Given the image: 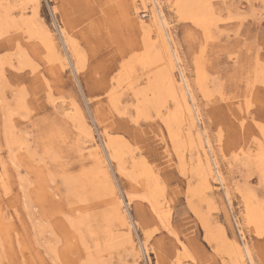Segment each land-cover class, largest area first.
Masks as SVG:
<instances>
[{"label":"rangeland","instance_id":"374dc122","mask_svg":"<svg viewBox=\"0 0 264 264\" xmlns=\"http://www.w3.org/2000/svg\"><path fill=\"white\" fill-rule=\"evenodd\" d=\"M157 1L175 69L154 0H0V264H250L246 248L264 264V227L245 221L246 196L264 209V0ZM169 74L225 187L215 165L207 183L197 173L205 157Z\"/></svg>","mask_w":264,"mask_h":264},{"label":"bare ground","instance_id":"6f19581e","mask_svg":"<svg viewBox=\"0 0 264 264\" xmlns=\"http://www.w3.org/2000/svg\"><path fill=\"white\" fill-rule=\"evenodd\" d=\"M193 1V0H192ZM154 2H155V4H156V7L159 9L160 7H158L159 6V4H158V1L157 0H154ZM187 8H186V6H184V8H186V11H187V13H189V14H191V13H199L200 12V5H201V3L199 2V3H193V2H191V3H187ZM202 6V5H201ZM202 8V7H201ZM157 9V10H158ZM204 9V8H203ZM211 9V8H210ZM122 10V9H121ZM157 10H155V11H153V15H152V21H153V23L155 24V26L157 27V29H158V32H157V35H156V37L161 41V44H162V48H163V52H164V55H165V57H166V60L168 61V64H169V66L172 68V69H175V67H176V63H178V64H180V62H181V59H180V57H179V55H178V52H177V50L175 49V48H173V50L170 48V46H169V44H168V41H167V36H166V33H165V29L167 30V32L169 31L168 30V23H167V21H166V19H165V17L163 16V13H162V11L159 9V11H158V13H157ZM214 11V10H213ZM190 16V15H189ZM186 18V17H185ZM184 18V19H185ZM188 18V17H187ZM192 18V17H191ZM150 20V19H149ZM195 20V22H197L198 24H201V25H203V26H206L205 24V22H206V19H204L202 16H199V17H197L196 19H194ZM170 21V20H169ZM28 24V23H27ZM31 28V27H30ZM41 29V28H40ZM34 31V30H33ZM37 32V31H36ZM46 33V35H44L45 36V40L47 41V44L55 51V50H57V48H56V45H55V43H54V41L56 40V38H55V36L50 32V31H47V32H45ZM170 34V33H169ZM63 35H64V38H66L67 37V34H66V32H64V30H63ZM155 36V35H154ZM151 38V37H150ZM169 38H170V36H169ZM65 42L67 43V41L65 40ZM58 47V46H57ZM153 48V47H152ZM151 49V48H150ZM126 50V49H125ZM52 51V50H51ZM62 51V50H61ZM57 52H59V50L57 51ZM152 54V53H151ZM58 55H60V57H62L63 58V56H62V54L61 53H59ZM64 55V54H63ZM75 55H77V54H75ZM150 56V55H149ZM74 57V56H73ZM78 57V56H77ZM74 59V58H73ZM76 61H77V59H76ZM81 61V60H80ZM122 61V60H121ZM140 61V60H139ZM82 62V61H81ZM160 63H161V61H160ZM120 64V63H119ZM178 67V66H177ZM121 68V67H120ZM135 70V69H134ZM137 71V70H136ZM131 72V71H130ZM148 72V71H147ZM153 73H155V72H153ZM183 74V73H182ZM139 75V74H138ZM128 77V76H127ZM184 77V76H183ZM172 75L171 74H169V76H167L166 75V77L165 78H163L162 79V83L164 82V80L165 81H167L168 82V96L169 95H172L173 96V98L174 99H176L177 100V93H178V95L180 96V98H181V100L183 101V104H184V106H185V109L188 111V116H189V121H190V128L191 129H195L196 131H195V133H196V140L199 142V146H200V148L202 149V152H203V155H204V157H205V163H204V165L203 164H201V161L199 162V167H198V174H200L201 176H203L204 177V179H205V181H206V183H207V179H206V173H208L209 174V176L210 175H212V174H214V170L215 169H213V165H215L217 168H218V163L216 162L217 160H216V158L214 157V151H213V148H212V144H211V142H210V139L208 138V136H207V132L205 131V129H203L202 130V132H201V130H198L197 129V119L198 120H201L200 119V114H199V111H198V109H197V105H195L194 104V109H192V106H190L189 105V103H188V100H187V98H186V93H185V91H186V89L183 87V85H182V83H180L178 80L176 81L174 78H172ZM180 78V77H179ZM113 80V79H112ZM183 80H185V82H186V79L185 78H183ZM119 81V80H118ZM116 82V81H115ZM175 83H178V87H177V90L176 89H174L173 87H174V85H175ZM187 83V82H186ZM116 85V84H115ZM146 85V84H145ZM135 86V85H134ZM204 86V85H203ZM126 87V86H125ZM124 87V88H125ZM149 88V87H148ZM187 89L190 91V89H189V85H188V83H187ZM205 90V89H204ZM113 91V90H112ZM123 92V91H122ZM110 94H111V92H110ZM106 95V94H105ZM104 95V96H105ZM123 95V94H122ZM169 97H171V96H169ZM191 100V99H190ZM179 101V100H178ZM106 102V101H105ZM180 102V101H179ZM107 104V103H106ZM117 107V106H116ZM228 107V106H227ZM117 109V108H116ZM232 109V108H231ZM235 110V109H234ZM237 111H238V109H236ZM242 110V109H241ZM110 111V110H109ZM243 111V110H242ZM231 113H233V112H231ZM77 114V113H76ZM75 114V115H76ZM236 115V114H235ZM77 116V115H76ZM136 116V115H135ZM84 117V116H83ZM156 117V116H155ZM238 117V116H237ZM244 117V116H243ZM242 117V118H243ZM183 120V119H182ZM247 120V119H246ZM80 123V122H79ZM248 123V122H247ZM89 124V123H88ZM168 124L170 125V122H168ZM179 124V123H178ZM75 125V124H74ZM248 125V124H247ZM81 126V125H80ZM168 127V126H167ZM181 127H182V125H181ZM83 128V127H82ZM248 128V127H247ZM246 128V129H247ZM84 130V129H83ZM244 130H245V128H244ZM174 131V130H173ZM168 132V131H167ZM174 132H176V131H174ZM191 133V132H190ZM248 133V132H247ZM90 134H91V136H92V142H93V148H95L96 149V160H97V162L100 164V166L101 167H103V165H104V161H103V156H102V152L99 150L100 148H99V146H98V143L97 142H95L94 140H95V138H94V135H93V132L92 131H90ZM193 134V133H192ZM245 134V133H244ZM108 135V134H107ZM250 135V134H249ZM87 136V135H86ZM249 137V136H248ZM251 137V136H250ZM97 138V137H96ZM10 139V138H9ZM175 139V138H174ZM255 139V138H254ZM177 140H179V138L177 139ZM172 141H174V140H172ZM177 142V141H176ZM240 142H242V141H240ZM256 142V141H255ZM10 143V142H9ZM257 143V142H256ZM115 144V143H114ZM251 145V144H250ZM184 146V145H183ZM249 146V145H248ZM171 147V146H170ZM207 147H208V149H207ZM107 148H108V150L109 151H112L113 152V150H114V145H113V142H108V144H107ZM199 148V149H200ZM255 148V147H254ZM248 149V148H247ZM201 151V150H200ZM251 151V150H250ZM255 152V151H254ZM262 153V152H261ZM264 153V152H263ZM262 155V154H261ZM255 156V155H254ZM112 157L114 158V159H117V157H116V154H115V152H113V154H112ZM210 157H212V160H211V158ZM260 157V156H259ZM258 157V158H259ZM111 158V157H110ZM201 159V158H200ZM249 159V158H248ZM261 159H263V158H261ZM212 161H213V163H212ZM249 162V161H248ZM247 162V163H248ZM203 163V162H202ZM245 163V162H244ZM255 163V162H254ZM258 164V163H257ZM250 166V165H249ZM260 166V165H259ZM263 166V167H262ZM202 167H204L205 169H202ZM253 168H254V166H253ZM256 168H257V166H256ZM260 168H262V172H263V175H264V160H262V164H261V166H260ZM192 171V170H191ZM203 172H205V174L203 173ZM217 173H218V180H220V182L222 183V185L225 187V183H224V178H223V176H222V173H221V171L219 170V168H218V170H217ZM217 175V174H216ZM262 176V175H261ZM153 177V176H152ZM195 177V176H194ZM263 179V178H262ZM264 180V179H263ZM202 181V180H201ZM197 182V181H196ZM196 184V183H195ZM157 186H158V184H157ZM155 189V188H154ZM112 190V189H111ZM157 191H159V190H157ZM112 194H114V200H115V202H116V205H117V207H118V213H119V216H122V221H123V225L126 227V230L130 233V236H131V228H130V226H129V224H128V220H127V218L123 215V213H122V210H123V208H122V202L120 201V198L115 194V191H114V189L112 190ZM153 193H154V191H152ZM160 192H163V190L161 189V191ZM152 193V194H153ZM226 193H227V196L229 197L230 196V193H229V191H226ZM152 194H151V196H152ZM157 194V193H156ZM160 194V193H159ZM163 195V194H162ZM252 195V194H251ZM150 196V197H151ZM145 197V196H144ZM156 197V196H155ZM250 197V196H249ZM146 198V197H145ZM148 198V197H147ZM252 198V197H251ZM122 199V198H121ZM230 199V198H229ZM246 211H245V213H246V216H245V221H246V223L249 225V227L251 228V230L252 231H254L255 233H259L260 231H261V229L264 227V209H262V208H260L259 207V205L258 204H256V203H254V201H252L253 200V198H252V200L251 199H249L247 196H246ZM257 199V198H256ZM264 203V202H263ZM129 204V203H128ZM164 204V203H163ZM255 204V205H254ZM156 205V204H155ZM168 206V205H167ZM262 206V205H261ZM163 207V206H162ZM152 208H153V206H152ZM155 208V207H154ZM158 208V207H157ZM159 209V208H158ZM163 209V208H162ZM165 210V209H164ZM153 211H154V209H153ZM164 212V211H163ZM162 213V212H161ZM158 214V213H157ZM163 214V213H162ZM156 215V214H155ZM159 215V214H158ZM167 215V214H166ZM124 231V230H123ZM120 233V232H119ZM143 233V232H142ZM259 235V234H258ZM110 238V237H109ZM117 239V238H116ZM85 244V243H84ZM241 246V245H240ZM240 246L238 247V246H236L235 247V251L237 252V255H239V257H243V251L240 249ZM246 246H248V245H246ZM243 247V246H242ZM246 247H244V249H245ZM57 252V251H56ZM245 253H247V255H248V257H249V261H250V264H255V263H253V260L251 259V257H250V254H249V250H248V248H246V252ZM57 255V254H56ZM92 256H93V254H92ZM109 258V257H108ZM99 262H100V260H99ZM256 262V261H255ZM98 263V262H97Z\"/></svg>","mask_w":264,"mask_h":264}]
</instances>
